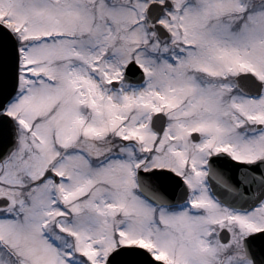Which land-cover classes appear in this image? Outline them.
Listing matches in <instances>:
<instances>
[{"label": "snow or ice", "instance_id": "1", "mask_svg": "<svg viewBox=\"0 0 264 264\" xmlns=\"http://www.w3.org/2000/svg\"><path fill=\"white\" fill-rule=\"evenodd\" d=\"M0 264H264V0H0Z\"/></svg>", "mask_w": 264, "mask_h": 264}]
</instances>
